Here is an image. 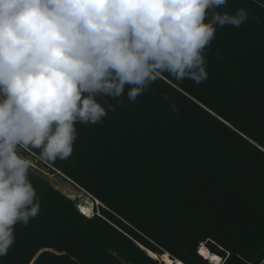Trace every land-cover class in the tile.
Wrapping results in <instances>:
<instances>
[{"label":"trees","instance_id":"obj_1","mask_svg":"<svg viewBox=\"0 0 264 264\" xmlns=\"http://www.w3.org/2000/svg\"><path fill=\"white\" fill-rule=\"evenodd\" d=\"M241 7L249 18L240 27L217 26L205 81L165 74L135 102L126 92L101 97L111 110L97 124H76L67 159L45 160L25 146L40 158L37 166L98 200L99 212L84 214L31 166L40 211L15 226L0 264H163L146 249L212 264L198 253L200 242L221 264H260L264 0H227L217 10Z\"/></svg>","mask_w":264,"mask_h":264},{"label":"clouds","instance_id":"obj_2","mask_svg":"<svg viewBox=\"0 0 264 264\" xmlns=\"http://www.w3.org/2000/svg\"><path fill=\"white\" fill-rule=\"evenodd\" d=\"M226 3L0 0V257L15 243V226L40 211L21 149L67 159L76 124H97L111 110L101 97L126 92L135 102L165 74L205 81L217 26L238 28L249 18L242 7L217 10Z\"/></svg>","mask_w":264,"mask_h":264},{"label":"rangeland","instance_id":"obj_3","mask_svg":"<svg viewBox=\"0 0 264 264\" xmlns=\"http://www.w3.org/2000/svg\"><path fill=\"white\" fill-rule=\"evenodd\" d=\"M28 149L23 147L21 151L32 161V166L36 168L37 172L41 173V175L55 188H57L67 197L71 198L80 211L88 216L99 212L96 207L98 203H96V201L93 200V198H91L85 190L80 188L74 182L64 178V176H62L58 171L56 172L57 174H50L47 169H43V166H37L36 163L38 160H40V158L36 156L30 149V151Z\"/></svg>","mask_w":264,"mask_h":264},{"label":"bare ground","instance_id":"obj_4","mask_svg":"<svg viewBox=\"0 0 264 264\" xmlns=\"http://www.w3.org/2000/svg\"><path fill=\"white\" fill-rule=\"evenodd\" d=\"M91 197V196H90ZM92 198V197H91ZM96 201V203H100L98 200L93 199ZM89 204V202H88ZM88 206V205H87ZM84 208V207H83ZM142 247V246H141ZM143 248V247H142ZM147 254H149L150 256H152L155 259H159L161 261H163L165 264H184L180 259L175 258V257H171L167 252H165L163 255H159L157 253L152 252L149 249H146ZM200 255H203L205 258L208 259V261L212 264H216L219 262L220 260V256L217 255L216 253H212L210 252V250L205 246L202 245L199 248V252Z\"/></svg>","mask_w":264,"mask_h":264},{"label":"built area","instance_id":"obj_5","mask_svg":"<svg viewBox=\"0 0 264 264\" xmlns=\"http://www.w3.org/2000/svg\"><path fill=\"white\" fill-rule=\"evenodd\" d=\"M202 245H205V243L204 242H200L199 243V246H198V252H199V248L202 246ZM221 262H222V257H220V260H219V262L217 263V264H221Z\"/></svg>","mask_w":264,"mask_h":264},{"label":"water","instance_id":"obj_6","mask_svg":"<svg viewBox=\"0 0 264 264\" xmlns=\"http://www.w3.org/2000/svg\"><path fill=\"white\" fill-rule=\"evenodd\" d=\"M60 173V172H59ZM61 174V173H60ZM62 176H64L63 174H61ZM64 178H65V176H64ZM66 179H68V178H66ZM69 181H71L70 179H68ZM73 182V181H72ZM163 262V261H162ZM163 264H165L164 262H163Z\"/></svg>","mask_w":264,"mask_h":264}]
</instances>
